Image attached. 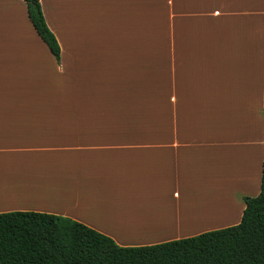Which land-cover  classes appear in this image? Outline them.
I'll list each match as a JSON object with an SVG mask.
<instances>
[{"label":"crops","instance_id":"0c3cea01","mask_svg":"<svg viewBox=\"0 0 264 264\" xmlns=\"http://www.w3.org/2000/svg\"><path fill=\"white\" fill-rule=\"evenodd\" d=\"M39 1L59 61L0 0V212L123 246L237 224L264 158V0Z\"/></svg>","mask_w":264,"mask_h":264},{"label":"trees","instance_id":"16d2710c","mask_svg":"<svg viewBox=\"0 0 264 264\" xmlns=\"http://www.w3.org/2000/svg\"><path fill=\"white\" fill-rule=\"evenodd\" d=\"M24 1L31 24L59 61L60 46L40 1ZM243 200L237 224L135 246L119 245L66 216L32 210L0 212V264H264V158L260 191Z\"/></svg>","mask_w":264,"mask_h":264},{"label":"rangeland","instance_id":"374dc122","mask_svg":"<svg viewBox=\"0 0 264 264\" xmlns=\"http://www.w3.org/2000/svg\"><path fill=\"white\" fill-rule=\"evenodd\" d=\"M10 6V5H9ZM2 8H9V7H7V6H3ZM61 35H59V38L60 39H65V41H69V39L71 38L70 37V34L71 33H68V32H61L60 33ZM158 39H159V41L161 42V41H165V39H166V36H165V32L163 31V32H160L159 33V36H158ZM222 39H223V41L225 40V35H224V33H223V35H222ZM159 56H165V47H164V45H163V47H162V49H161V52L159 53ZM164 64H159V72L160 71H162V69H164ZM162 84V86H164V84H163V82L161 83ZM163 102H162V110H164V97H163ZM222 113H223V118H224V116L226 115V113H227V111H225L224 109H222ZM163 114H164V112H163ZM164 116V115H163ZM162 123H164V119L161 121ZM223 124V123H222Z\"/></svg>","mask_w":264,"mask_h":264},{"label":"bare ground","instance_id":"6f19581e","mask_svg":"<svg viewBox=\"0 0 264 264\" xmlns=\"http://www.w3.org/2000/svg\"><path fill=\"white\" fill-rule=\"evenodd\" d=\"M226 66V65H225ZM226 71V70H225Z\"/></svg>","mask_w":264,"mask_h":264}]
</instances>
